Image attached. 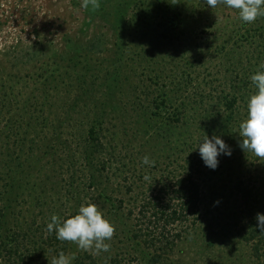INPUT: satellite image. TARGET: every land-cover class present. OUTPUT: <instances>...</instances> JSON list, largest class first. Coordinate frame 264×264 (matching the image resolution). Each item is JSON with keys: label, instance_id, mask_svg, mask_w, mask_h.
<instances>
[{"label": "rangeland", "instance_id": "rangeland-1", "mask_svg": "<svg viewBox=\"0 0 264 264\" xmlns=\"http://www.w3.org/2000/svg\"><path fill=\"white\" fill-rule=\"evenodd\" d=\"M159 1L101 0L91 12L82 0H0V264H51L60 251L75 254L73 264H264L254 252L258 239H246L250 220L236 189L243 179L264 190V159L238 143L256 91L250 77L264 71V17L245 24L237 10L206 0H163L168 14H151ZM171 17L179 27L167 32ZM72 99L80 107L65 109ZM37 101L53 127L31 132ZM102 103L109 109L98 114ZM102 121L116 159L108 173L97 166L93 182L78 153ZM61 133L63 145L53 150L41 140ZM213 134L232 149L215 170L196 149ZM145 155L153 167L141 163ZM190 171L202 202L191 223L175 227L183 239L170 248L135 238L139 203ZM88 202L114 226L107 252L80 250L47 230L52 215L66 219Z\"/></svg>", "mask_w": 264, "mask_h": 264}, {"label": "trees", "instance_id": "trees-1", "mask_svg": "<svg viewBox=\"0 0 264 264\" xmlns=\"http://www.w3.org/2000/svg\"><path fill=\"white\" fill-rule=\"evenodd\" d=\"M162 1L163 0L159 1L160 4L157 7L151 9L153 10L151 11V14L155 13L156 10L163 12L161 6L164 9L168 7L167 5L169 4ZM168 11L169 10L164 11L163 14H168ZM182 15L183 13H179L178 18ZM178 18L171 17L170 20L167 19L168 22L166 24L169 27L167 28V32H171L172 29H177V27H179L177 22ZM167 32H164L161 35L164 40H168L169 38ZM260 36L264 40V30L262 32V35ZM262 56L264 55H260V57ZM63 81L61 82V85L65 83ZM70 86L71 83L69 82L68 87ZM49 89L51 90V87H49ZM48 92L49 91L46 90V94ZM64 92L67 95L71 93V91L66 90L62 92L63 95H65ZM234 100L235 99L226 102V109L231 113V117H229L230 121L233 119L232 112L235 107ZM72 101V103H62L63 106L66 105V107L64 108L67 109V106L69 107V109L80 107L81 101H77L75 99H72ZM43 103V101H37L36 104H33L32 107H30L34 108V113H38L39 117L30 115L31 110L29 108L27 109L28 111L30 110L28 113V122L25 121L27 124V130L32 129V132L33 130L41 126L44 129L53 127V125L50 123L52 121L49 122L48 117H45L46 114L44 113V111L47 105ZM108 105L109 103H102L101 106H97V108L99 107L98 109H96L98 110V114L104 112L106 108L109 109ZM103 118L104 117H102V119ZM103 120L105 121V119ZM104 121L97 122L95 124L96 126H91V128L86 131V146L84 149L81 148V151L78 153L79 158H81V160L86 164L87 169H90L93 182L97 180V166L102 167L103 171L108 173L109 169L107 168L113 161V158H115L116 156V153L113 154V152L110 151L111 149H108L106 147V144L102 139L104 136V132H106V128H104L103 124ZM58 122L59 126L57 128L62 131V129L64 128V125H62L63 118H59ZM129 125H132V121H130ZM129 125H127V128L125 129L132 130V126ZM48 136H46V138L44 137L45 139H41L47 148L53 150L56 148V146L58 147V145H63V141H61V138L64 136V134L60 135V140L57 141L55 137L48 138ZM243 182V179L241 181L239 179V182L236 184V189L241 195L243 207L245 208L246 214L250 220L248 226L250 227V230L248 231V237L246 239L249 241L258 239L259 243H257V245L255 246L254 252L255 256L258 259L262 260L264 259V233H260L257 229V221L255 217L257 213H264V190L253 192L251 189L245 187V183ZM201 190V182L191 171L186 175L173 177L172 180H169V184H163L160 185L159 188L157 187L155 195L153 197H148L145 200H142L141 203H139L138 224H140V227L137 233H135L134 237L137 239H141L142 242L151 246H155V243H170V248H173L174 243H177L178 241L183 239V233L177 232L175 230V227H184L188 223H191L192 219L199 214L200 204L202 202ZM129 214L131 216L134 215L132 211H130ZM0 218H4L2 213H0ZM0 227H2L1 220Z\"/></svg>", "mask_w": 264, "mask_h": 264}, {"label": "clouds", "instance_id": "clouds-1", "mask_svg": "<svg viewBox=\"0 0 264 264\" xmlns=\"http://www.w3.org/2000/svg\"><path fill=\"white\" fill-rule=\"evenodd\" d=\"M206 3L211 8L223 4L229 9L237 10L240 20L245 24L264 17V0H206ZM81 7L95 12L101 7V0H82ZM250 79L256 91L247 100V114L239 124L238 143L242 151L264 159V71H256ZM196 149L204 165L212 170L218 167L219 156L232 154L231 147L215 134L211 137L205 135ZM141 163L153 167L155 160L145 155ZM144 179L148 180L149 177L145 176ZM255 219L257 229L264 233V213H257ZM46 227L49 233L55 232L57 240L73 242L80 250H92L97 254L109 250L110 245L106 241L111 240L114 234V226L98 206L91 202L82 204L75 215L66 219L52 215ZM75 258V254L69 256L60 251L53 256L51 264H73Z\"/></svg>", "mask_w": 264, "mask_h": 264}]
</instances>
